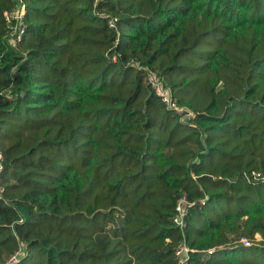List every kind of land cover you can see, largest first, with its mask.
<instances>
[{
  "label": "trees",
  "instance_id": "1",
  "mask_svg": "<svg viewBox=\"0 0 264 264\" xmlns=\"http://www.w3.org/2000/svg\"><path fill=\"white\" fill-rule=\"evenodd\" d=\"M21 1L14 48L0 0V264H179L182 241L264 264L233 248L264 240V0Z\"/></svg>",
  "mask_w": 264,
  "mask_h": 264
},
{
  "label": "built area",
  "instance_id": "2",
  "mask_svg": "<svg viewBox=\"0 0 264 264\" xmlns=\"http://www.w3.org/2000/svg\"><path fill=\"white\" fill-rule=\"evenodd\" d=\"M98 1V0H96ZM15 7L7 12H4L3 17L5 22L8 25V35L6 36V42L11 47H16L22 40V37L25 33V14L26 9L25 5L21 0H15ZM111 27H115V21L109 22ZM115 58V57H114ZM133 62L131 60L127 61L126 65L130 66ZM148 81L151 84L153 90L156 94L161 98V100L166 104L168 109L175 110L178 114L182 113L181 108L177 107V105L171 100L169 90L162 85V82L156 76L155 73H149L147 75ZM188 116L192 117L191 114L185 115L184 118ZM3 154L0 150V173L3 169ZM254 177H258L259 174H253ZM4 189L0 186V199H3ZM191 203L187 202L185 198H181L178 200L176 204V215L173 219L174 224L183 231L185 228L184 217L187 213V207H189ZM261 240V236L259 234L254 235L253 238H241L239 241L234 242V247H250L256 242ZM227 249L225 246H220L216 248H212L204 251L205 255H212L213 253L223 251ZM192 250L186 245L185 241L179 243L175 255L179 261V264H187L189 259V253ZM25 255L24 245L21 246L20 250H18L15 254H13L5 264H15L17 263L21 257Z\"/></svg>",
  "mask_w": 264,
  "mask_h": 264
},
{
  "label": "rangeland",
  "instance_id": "3",
  "mask_svg": "<svg viewBox=\"0 0 264 264\" xmlns=\"http://www.w3.org/2000/svg\"><path fill=\"white\" fill-rule=\"evenodd\" d=\"M112 59L115 61V58L114 57ZM184 120H186V118H184ZM258 245H261L260 246L261 248L264 247V240L262 239V237H261V240L259 242H256L252 246H258ZM233 248H237V247H233Z\"/></svg>",
  "mask_w": 264,
  "mask_h": 264
}]
</instances>
